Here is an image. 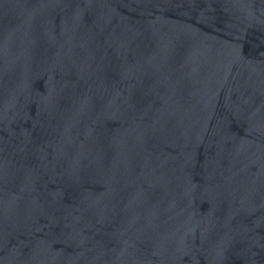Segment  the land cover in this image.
<instances>
[{
  "label": "water",
  "instance_id": "water-1",
  "mask_svg": "<svg viewBox=\"0 0 264 264\" xmlns=\"http://www.w3.org/2000/svg\"><path fill=\"white\" fill-rule=\"evenodd\" d=\"M0 264H264V0H0Z\"/></svg>",
  "mask_w": 264,
  "mask_h": 264
}]
</instances>
